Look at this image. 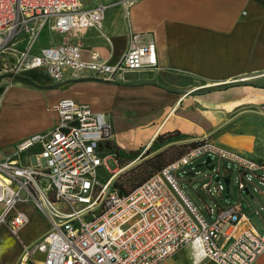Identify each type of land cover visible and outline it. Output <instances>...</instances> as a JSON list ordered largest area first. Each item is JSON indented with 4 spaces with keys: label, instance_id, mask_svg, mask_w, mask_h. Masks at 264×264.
Listing matches in <instances>:
<instances>
[{
    "label": "built area",
    "instance_id": "obj_1",
    "mask_svg": "<svg viewBox=\"0 0 264 264\" xmlns=\"http://www.w3.org/2000/svg\"><path fill=\"white\" fill-rule=\"evenodd\" d=\"M122 1L129 9L140 0ZM108 9L104 3L88 9L81 0H0V80L43 69L60 85L86 78L112 81L156 69L152 35L132 34L127 52L115 65L99 53L83 61L81 45L72 41L37 50L45 30L66 37L90 28L102 31ZM54 107L58 126L17 145L16 154L41 146L35 164L22 166L12 157L0 161V225L7 224L18 235L29 223L28 216L16 210L21 203L33 204L49 222L45 236L25 250L19 264H29L37 253L43 255L41 264H163L195 242L201 244L205 259L218 264H254L264 253V234L241 212V204L218 207L215 220L209 222L174 175L204 156L215 167L214 158L219 157L238 165L239 189L251 194L244 178H257L264 185V162L205 139L124 195L112 181L119 168L107 179L101 173L111 158L103 152L112 151L117 159L106 114L70 99ZM208 189L209 183L204 184L203 190Z\"/></svg>",
    "mask_w": 264,
    "mask_h": 264
},
{
    "label": "crops",
    "instance_id": "obj_2",
    "mask_svg": "<svg viewBox=\"0 0 264 264\" xmlns=\"http://www.w3.org/2000/svg\"><path fill=\"white\" fill-rule=\"evenodd\" d=\"M81 2L88 9L101 4ZM109 11L102 31L90 28L71 37L51 32L60 37L51 45L77 42L83 61L99 53L115 65L132 34L152 35L158 67L112 81L86 78L62 85L43 69L23 73L34 84L23 80L26 84L7 96L8 105L29 104L35 126L18 134L0 129V161L12 157L22 166L34 165L41 146L26 161L11 150L16 153L15 144L56 128L54 106L70 99L106 114L112 126L110 146L133 161L143 159L160 136L179 132L185 142L208 139L264 162V0H140L129 9L107 15ZM36 71L44 77L31 78ZM43 218L46 228L28 232L25 226L17 236L7 224L0 225V264H19L25 250L47 233L49 222ZM37 256L29 264H41L43 255ZM163 264L218 263L188 245ZM254 264H264V253Z\"/></svg>",
    "mask_w": 264,
    "mask_h": 264
},
{
    "label": "rangeland",
    "instance_id": "obj_3",
    "mask_svg": "<svg viewBox=\"0 0 264 264\" xmlns=\"http://www.w3.org/2000/svg\"><path fill=\"white\" fill-rule=\"evenodd\" d=\"M85 4H98L106 3L109 5L107 15L113 13L114 10H118L124 7L122 0H84ZM126 8V7H125ZM60 37L52 34L50 31L45 30L39 37L37 45L38 47H48L52 42L59 40ZM37 75L34 77H44L41 71H36ZM36 79V78H35ZM25 81V80H24ZM21 79L3 78L0 81V94L2 95L7 90L2 105L0 106V129L7 134H18L23 131H29L35 126V120L31 117L30 105H8L7 96L11 93L22 88L26 83ZM28 81V80H27ZM10 87V88H8ZM183 138L174 139H160L157 141L147 156L149 158L135 163L131 168L122 173L115 181V187L121 194H127L135 189L140 184L147 181L153 174L162 170L168 164L178 160L188 150L189 146L183 145L185 142ZM17 144H15L16 148ZM14 156L19 157L21 161H26L28 156L37 154L39 152L38 147H33L23 154H16ZM110 155L108 160V168L103 167L101 173H103L105 179L111 175V171L126 168L132 163V158L118 157L115 158L114 152H103L102 156ZM124 156V155H123ZM146 157V156H145ZM206 156L195 159L192 163L181 167L174 172V175L179 180V185L189 197V199L196 205L200 213L204 218L213 222L217 216L218 207L225 208L227 206L240 205L242 206V213L248 218V221L253 225L257 231L264 234V185L259 182L257 178H253L252 182H248L246 178L244 181L248 184L251 190V194L239 189L240 173L239 167L236 164L229 162L226 159L219 157L214 158L215 169L209 170L207 167H198L206 160ZM130 160V161H129ZM262 174L263 172H257ZM230 176L229 184V198L228 187L225 184L223 177ZM218 177H222L219 182L216 181ZM209 183V189L203 190V185ZM222 187L223 190L218 189ZM253 196V197H252ZM18 209L27 213L30 217V222L26 225L28 232H37L47 227L48 223L44 221V216L40 213L33 211V207L30 204H18ZM212 209V215L210 210ZM37 257L41 259L39 253ZM35 255V256H36ZM33 259V258H32Z\"/></svg>",
    "mask_w": 264,
    "mask_h": 264
},
{
    "label": "water",
    "instance_id": "obj_4",
    "mask_svg": "<svg viewBox=\"0 0 264 264\" xmlns=\"http://www.w3.org/2000/svg\"><path fill=\"white\" fill-rule=\"evenodd\" d=\"M17 79H21V80H28V82H30V83H33L30 79H27V78H24V77H17ZM1 81V80H0ZM34 84V83H33ZM60 85H62V84H60ZM54 87H57V86H51L50 88H54ZM201 141H203V140H197V141H188V142H182L183 144H190V143H198V142H201ZM150 156H146V157H144L143 158V160H145V159H147V158H149ZM142 160V161H143ZM203 166H205V167H207L209 170H214V165L212 164V159L210 158V157H207L206 158V160H205V162L203 163V164H200L198 167H203ZM125 172V171H124ZM124 172H122V173H124ZM121 175V174H120ZM221 178L222 177H218L217 179H216V181L217 182H219L220 180H221ZM223 180H224V182H225V184L227 185V189H228V192H229V184H230V178H228V177H223ZM227 198H228V196H227Z\"/></svg>",
    "mask_w": 264,
    "mask_h": 264
},
{
    "label": "bare ground",
    "instance_id": "obj_5",
    "mask_svg": "<svg viewBox=\"0 0 264 264\" xmlns=\"http://www.w3.org/2000/svg\"><path fill=\"white\" fill-rule=\"evenodd\" d=\"M8 88H10V87H8ZM5 95H6V92H5V94H4V97H5ZM134 164H135V163H133V164L127 166L126 168H123V169L117 171V174H115V175L113 176L112 181H115V180L120 176V174H122V172H124V171L128 170L129 168H131ZM192 247L195 249V251L197 252V254H199V255H203L202 246H201V244H200L199 242H195L194 244H192ZM25 255H26V254H24V256H25Z\"/></svg>",
    "mask_w": 264,
    "mask_h": 264
},
{
    "label": "trees",
    "instance_id": "obj_6",
    "mask_svg": "<svg viewBox=\"0 0 264 264\" xmlns=\"http://www.w3.org/2000/svg\"><path fill=\"white\" fill-rule=\"evenodd\" d=\"M183 136L179 133V132H175V133H170V134H167V135H164V136H160L159 138H158V140L157 141H159L160 139H174V138H182ZM156 141V142H157ZM155 142V143H156ZM183 145H186V146H189V149L190 148H192V147H194V146H196L197 145V143H188V144H183ZM148 155V154H147ZM146 155V156H147ZM116 156H117V158L118 157H125V158H128L127 156H123V154H120V153H118V152H116ZM130 193V192H129ZM128 194V193H127Z\"/></svg>",
    "mask_w": 264,
    "mask_h": 264
}]
</instances>
